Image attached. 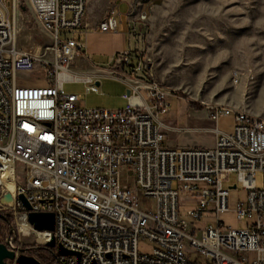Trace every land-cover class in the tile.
I'll use <instances>...</instances> for the list:
<instances>
[{
    "label": "built area",
    "instance_id": "built-area-1",
    "mask_svg": "<svg viewBox=\"0 0 264 264\" xmlns=\"http://www.w3.org/2000/svg\"><path fill=\"white\" fill-rule=\"evenodd\" d=\"M26 1L52 33L53 45L51 57L22 50V0H0V215L13 220L15 235L5 243L16 257L9 262L16 264L22 254L16 240L24 244L34 237L36 246L55 238L74 253L62 256L53 248V264H264V182L259 187L256 178L259 172L264 176V115L217 106L212 119L233 116L232 132L215 128L212 146H168L172 127L164 117L174 91L160 82L145 32L138 28L150 18L149 3L129 2L132 45L91 74L77 63L78 57L93 60L86 52L87 0ZM111 1L98 24L104 32L117 31L123 18ZM38 67L46 85H20L19 74ZM103 78L131 91L124 95L125 108L80 107L79 95L65 89L67 82L84 83L88 93H99ZM233 173L248 191L247 201L235 209L240 222L248 221L244 228L226 227L220 219L238 188L226 186ZM182 192L195 204L190 219L211 213L215 224L199 232L190 228L180 213ZM7 193L12 203L2 202ZM141 195L155 199L154 211L140 208ZM31 212L54 213L55 229L37 230ZM141 239L155 244L151 252L140 250ZM188 246L207 261L191 260Z\"/></svg>",
    "mask_w": 264,
    "mask_h": 264
},
{
    "label": "rangeland",
    "instance_id": "rangeland-1",
    "mask_svg": "<svg viewBox=\"0 0 264 264\" xmlns=\"http://www.w3.org/2000/svg\"><path fill=\"white\" fill-rule=\"evenodd\" d=\"M130 1L134 0H116L125 22V25L120 23L119 34L129 30ZM142 1L151 6L144 38L147 51L154 58L160 82L174 91L169 112L164 117L172 127L166 135L168 146H209L214 140V132L193 128L215 125L214 120L208 123L201 120L210 121L207 115L211 116L217 106L264 115V0ZM111 6V0H87L84 23L88 18L100 20L108 14ZM22 10L23 16L19 20L22 49H34L51 57L52 33L38 23L26 0H22ZM79 33L76 32L75 37L78 38ZM87 36L90 50L103 59L108 58L119 37L115 31L104 32L94 28L88 30ZM80 58L77 63L81 62ZM19 83L29 87L45 86V71L38 67L31 72H21ZM65 89L68 93L80 94L82 102L88 104L115 100L113 98L119 97L120 93V88L113 83L102 85L101 94H87L82 83L67 82ZM194 103L202 105L203 109H198ZM218 124L222 131L232 132L234 117L222 116ZM256 178L258 186L262 187L263 174L257 173ZM237 184L238 188L232 189L230 194L229 211L221 213L220 219L226 227L244 228L248 221L240 222L235 209L239 202L247 201L248 191L238 175L233 173L231 183L226 186ZM194 205L190 195L182 192L180 213L191 223L190 228L195 227L199 232L209 224H215L211 213L200 221L190 219L188 211ZM139 206L144 211H154L156 201L141 195ZM23 243L32 247L36 244L34 237ZM154 245L145 239L139 243L142 252H151ZM186 253L193 261H207L206 256L193 247L188 246ZM27 254L42 264H51L46 252ZM255 257L256 254L252 253L251 259Z\"/></svg>",
    "mask_w": 264,
    "mask_h": 264
},
{
    "label": "crops",
    "instance_id": "crops-1",
    "mask_svg": "<svg viewBox=\"0 0 264 264\" xmlns=\"http://www.w3.org/2000/svg\"><path fill=\"white\" fill-rule=\"evenodd\" d=\"M105 17V16H104ZM104 17H101V19L100 20H92V19H86V22H85V24H86V26L88 27V30H90V29H96V30H99V28H98V24H99V22L104 18ZM120 23H125L124 21H123V18H122V20H121V22ZM125 25V24H124ZM120 26V25H119ZM128 26H129V24H128ZM145 27H146V25L145 24H139V26H138V28H139V30H141V31H144L145 32ZM87 30V31H88ZM128 31L129 30H127V29H125V30H123V31H121L120 32V34H119V28H118V30L117 31H115V34H118L119 35V37L117 38V40H116V44H115V46L113 47V49H112V51H111V53H109V56H108V58H106V59H103V57H98L97 56V54H96V52L94 51V50H90V48H89V41H88V39H87V37H86V39H87V50H86V52H87V54H90V55H92V61H91V63H85L84 61V59L83 58H80L81 59V62L80 63H83L84 64V69L87 71V72H89V73H91V74H96L97 73V70H98V68H107L108 67V59H109V57L111 56V55H113V54H115V53H117V52H119V51H121V50H123V49H125V48H127V47H129L130 45H132V40L130 39V37H129V35H128ZM78 34V33H77ZM88 35V34H87ZM79 37H81V33H79V35H78ZM99 90H100V92L99 93H94V92H89V93H87V94H101L102 93V91H101V86L102 85H107V83H113V84H115L117 87H119L120 88V93H119V97L117 96V97H115V98H113V99H115V100H112V101H109V102H104V103H101V104H88V103H83L82 102V99H81V95L79 94V102H78V104H79V106L80 107H84V108H108V109H122V108H125L126 106H127V99L125 98V94H127V91H128V87L124 84V83H122V82H119V81H115V80H111L110 78H103V79H101L100 81H99ZM82 84H84V83H82ZM85 85V84H84ZM86 86V85H85ZM86 90H87V87H86ZM76 95H78V94H76ZM116 98H117V100H116ZM99 106V107H98ZM207 118L210 120V121H205V120H201V121H203V122H212L213 121V119L211 118V116L210 115H207ZM214 122V121H213ZM215 128H218V129H220L219 128V124H218V122L216 123L215 122V125H211V126H207V125H202V126H200V127H195V128H193V129H195V130H197V129H201V130H208V131H210V132H213V130L215 129ZM221 130V129H220ZM214 144V140L212 141V143L209 145V146H212Z\"/></svg>",
    "mask_w": 264,
    "mask_h": 264
},
{
    "label": "water",
    "instance_id": "water-1",
    "mask_svg": "<svg viewBox=\"0 0 264 264\" xmlns=\"http://www.w3.org/2000/svg\"><path fill=\"white\" fill-rule=\"evenodd\" d=\"M99 85L100 83L97 82ZM128 94L131 93L130 90L127 91ZM236 187V186H233ZM20 199L23 201L24 206L26 209L30 210L32 208L30 202L28 201L27 197L23 194L20 195ZM14 201L13 196L11 193H7L3 198L2 202H10ZM29 221L37 230H51L55 229L56 224V217L55 214L52 212H31L29 214ZM47 246L52 248H57V251L60 255H73L74 253L67 250L63 247L62 244H57L55 238L50 241ZM16 257V253L14 250H11L6 243L0 244V264H11L9 261L14 260ZM16 264H42L40 260L36 257L28 255L25 251H22V254L16 260ZM95 264V263H94Z\"/></svg>",
    "mask_w": 264,
    "mask_h": 264
},
{
    "label": "trees",
    "instance_id": "trees-1",
    "mask_svg": "<svg viewBox=\"0 0 264 264\" xmlns=\"http://www.w3.org/2000/svg\"><path fill=\"white\" fill-rule=\"evenodd\" d=\"M154 1H157V0H154ZM188 98V97H186ZM189 99V98H188ZM195 106L198 108V109H203V106L200 105V104H197V103H194ZM4 222L7 223V224H12L13 223V220L12 218L6 216V215H0V244L1 243H5L4 240H3V237L5 236V233H4ZM16 247H18L21 251H25L26 253H30L32 254V252H37V254H40L41 252H46L49 256L48 260H49V263L53 264V260L54 258H56V253H55V249L53 248H49L47 246H29V245H25V244H21L19 243L18 240H16Z\"/></svg>",
    "mask_w": 264,
    "mask_h": 264
},
{
    "label": "flooded vegetation",
    "instance_id": "flooded-vegetation-1",
    "mask_svg": "<svg viewBox=\"0 0 264 264\" xmlns=\"http://www.w3.org/2000/svg\"><path fill=\"white\" fill-rule=\"evenodd\" d=\"M3 225L6 229V233H5V236L3 237V240H4V242H6L8 240L9 236H14L15 234H14V232H12V227H11L12 224H7L4 222Z\"/></svg>",
    "mask_w": 264,
    "mask_h": 264
},
{
    "label": "bare ground",
    "instance_id": "bare-ground-1",
    "mask_svg": "<svg viewBox=\"0 0 264 264\" xmlns=\"http://www.w3.org/2000/svg\"><path fill=\"white\" fill-rule=\"evenodd\" d=\"M22 50H24V49H22ZM24 51H27V52H32L30 49H25ZM9 187H10V189H12V186L9 184ZM27 226H25V228H26ZM26 231H27V229H25ZM41 239H42V237H41Z\"/></svg>",
    "mask_w": 264,
    "mask_h": 264
}]
</instances>
